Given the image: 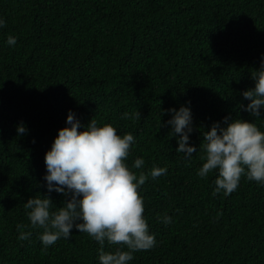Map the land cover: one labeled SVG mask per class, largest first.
<instances>
[{"label": "trees", "instance_id": "trees-1", "mask_svg": "<svg viewBox=\"0 0 264 264\" xmlns=\"http://www.w3.org/2000/svg\"><path fill=\"white\" fill-rule=\"evenodd\" d=\"M0 17V264H99L100 245L75 228L45 248L24 208L41 194L53 210L63 204L47 193L44 157L70 110L82 125L132 133L126 163L137 176L167 168L138 189L157 243L130 264H264V185L242 176L230 195H214L217 173L197 175L212 122L240 117L264 129L240 106L264 56V0H0ZM188 101L190 159L165 123ZM138 157L142 169L132 168Z\"/></svg>", "mask_w": 264, "mask_h": 264}, {"label": "clouds", "instance_id": "clouds-1", "mask_svg": "<svg viewBox=\"0 0 264 264\" xmlns=\"http://www.w3.org/2000/svg\"><path fill=\"white\" fill-rule=\"evenodd\" d=\"M5 24L0 17V28ZM6 43L15 46L17 37L9 35ZM251 78L254 86L241 93L249 102L240 106L253 118H264V56ZM167 111L171 113L165 122L171 126L170 136L179 134L176 152L190 159L197 152L196 146L189 143L194 130L191 101ZM222 119L223 123L214 121L202 133L199 147L204 162L197 175L206 178L210 172L217 173L214 195H230L239 187L242 176L264 185V129L252 119ZM16 131L23 136L29 130L20 122ZM134 144L130 132L120 135L113 125H98L94 119L82 125L73 111L68 112L65 126L58 129L44 157L47 193L63 194V204H55L53 210L54 201L48 194L31 196L24 203L32 228L43 229L40 240L45 248L61 238L70 239L74 228L98 242L99 264H130L135 252L156 245L138 189L149 177L166 175L167 168L154 165L137 176L126 163ZM144 165V159L138 157L132 168L142 169ZM160 219L165 225L172 222L169 215ZM30 236V232H22L19 239L28 240ZM106 243L116 245L115 251H105Z\"/></svg>", "mask_w": 264, "mask_h": 264}]
</instances>
